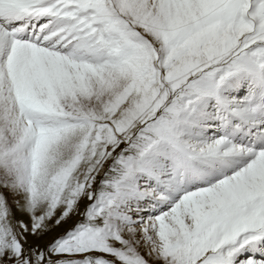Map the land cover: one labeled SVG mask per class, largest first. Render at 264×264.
<instances>
[{"label": "snow or ice", "instance_id": "6c2138e0", "mask_svg": "<svg viewBox=\"0 0 264 264\" xmlns=\"http://www.w3.org/2000/svg\"><path fill=\"white\" fill-rule=\"evenodd\" d=\"M0 264H264V0H0Z\"/></svg>", "mask_w": 264, "mask_h": 264}]
</instances>
